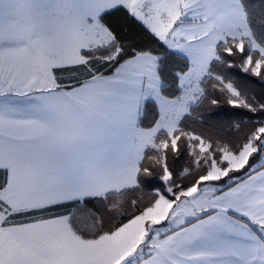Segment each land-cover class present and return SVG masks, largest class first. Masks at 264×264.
<instances>
[{
	"label": "snow or ice",
	"instance_id": "6c2138e0",
	"mask_svg": "<svg viewBox=\"0 0 264 264\" xmlns=\"http://www.w3.org/2000/svg\"><path fill=\"white\" fill-rule=\"evenodd\" d=\"M0 264H264V0H0Z\"/></svg>",
	"mask_w": 264,
	"mask_h": 264
},
{
	"label": "rangeland",
	"instance_id": "374dc122",
	"mask_svg": "<svg viewBox=\"0 0 264 264\" xmlns=\"http://www.w3.org/2000/svg\"><path fill=\"white\" fill-rule=\"evenodd\" d=\"M12 14H13L14 16H15V15H17V13L15 12V10L13 11V13H12Z\"/></svg>",
	"mask_w": 264,
	"mask_h": 264
}]
</instances>
